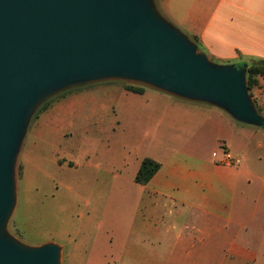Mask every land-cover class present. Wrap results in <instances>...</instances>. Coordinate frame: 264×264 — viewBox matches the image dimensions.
<instances>
[{
  "label": "crops",
  "instance_id": "obj_1",
  "mask_svg": "<svg viewBox=\"0 0 264 264\" xmlns=\"http://www.w3.org/2000/svg\"><path fill=\"white\" fill-rule=\"evenodd\" d=\"M145 4L207 61L264 60V0ZM149 89L168 97L155 101L161 115L154 123L165 148L135 169L133 179L144 158L160 164L145 186L135 183L127 243L124 230L115 232V264H264V173L242 161L224 164L225 152L235 156L237 144L247 152L256 133L220 106ZM123 91L142 95L146 89ZM252 93L264 112V79Z\"/></svg>",
  "mask_w": 264,
  "mask_h": 264
},
{
  "label": "rangeland",
  "instance_id": "obj_2",
  "mask_svg": "<svg viewBox=\"0 0 264 264\" xmlns=\"http://www.w3.org/2000/svg\"><path fill=\"white\" fill-rule=\"evenodd\" d=\"M208 63L242 72L250 107L262 123L235 119L256 134L247 152L237 144L240 152L233 154L252 172L264 173V112L254 88L247 89L245 65ZM130 87L146 91L124 93ZM149 88L129 77L101 75L56 87L33 105L11 159L12 204L0 219L2 241L19 252L55 246L57 264H115V232L124 230L127 243L135 211L129 200L137 194L135 169L165 148L154 123L161 115L155 101L168 97Z\"/></svg>",
  "mask_w": 264,
  "mask_h": 264
},
{
  "label": "water",
  "instance_id": "obj_3",
  "mask_svg": "<svg viewBox=\"0 0 264 264\" xmlns=\"http://www.w3.org/2000/svg\"><path fill=\"white\" fill-rule=\"evenodd\" d=\"M101 75L129 77L220 106L240 122L262 123L242 72L209 65L145 0H0V219L11 208V159L33 105L56 87ZM58 253L52 245L19 252L0 239V264H57Z\"/></svg>",
  "mask_w": 264,
  "mask_h": 264
},
{
  "label": "trees",
  "instance_id": "obj_4",
  "mask_svg": "<svg viewBox=\"0 0 264 264\" xmlns=\"http://www.w3.org/2000/svg\"><path fill=\"white\" fill-rule=\"evenodd\" d=\"M246 66L247 74V89L251 91L258 83V78L264 79V60L261 59H247L242 62ZM128 91L134 93H142L139 88H128ZM160 164L149 159L144 158L140 167L134 177V182L138 185L145 186L157 173Z\"/></svg>",
  "mask_w": 264,
  "mask_h": 264
},
{
  "label": "built area",
  "instance_id": "obj_5",
  "mask_svg": "<svg viewBox=\"0 0 264 264\" xmlns=\"http://www.w3.org/2000/svg\"><path fill=\"white\" fill-rule=\"evenodd\" d=\"M240 163H241V160L238 157L233 156L230 152L224 153V164L225 165L238 166Z\"/></svg>",
  "mask_w": 264,
  "mask_h": 264
}]
</instances>
